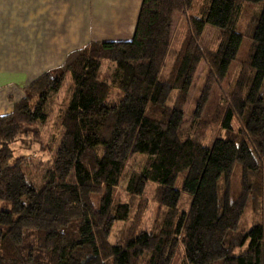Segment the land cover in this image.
<instances>
[{
  "label": "trees",
  "instance_id": "trees-1",
  "mask_svg": "<svg viewBox=\"0 0 264 264\" xmlns=\"http://www.w3.org/2000/svg\"><path fill=\"white\" fill-rule=\"evenodd\" d=\"M194 2L143 0L131 40L74 50L27 85L12 112L0 114V264H164L175 236L183 246L180 264H264V0H208L173 50L175 16ZM244 2L261 4L252 46L212 119L224 134L209 146L203 113L237 58ZM207 25L222 30L215 51L199 43ZM202 61L208 72L183 132ZM54 97L61 137L51 134L42 145L51 158L38 186L11 145L31 133L41 140L38 123L49 121ZM140 157L147 163L131 174L124 200L116 189L128 162ZM181 174L182 190L175 187ZM150 183L158 211L151 228L141 229ZM183 192L187 210L180 208ZM249 205L253 220L244 228ZM120 222L127 225L112 242Z\"/></svg>",
  "mask_w": 264,
  "mask_h": 264
},
{
  "label": "crops",
  "instance_id": "crops-1",
  "mask_svg": "<svg viewBox=\"0 0 264 264\" xmlns=\"http://www.w3.org/2000/svg\"><path fill=\"white\" fill-rule=\"evenodd\" d=\"M143 0H0V114L90 42L131 40ZM13 100V101H12Z\"/></svg>",
  "mask_w": 264,
  "mask_h": 264
},
{
  "label": "rangeland",
  "instance_id": "rangeland-1",
  "mask_svg": "<svg viewBox=\"0 0 264 264\" xmlns=\"http://www.w3.org/2000/svg\"><path fill=\"white\" fill-rule=\"evenodd\" d=\"M208 0H195L193 7L188 10L186 13H178L175 16L174 27H173V35H172V48H179L182 44V40L187 35L188 32V19L191 15H200L203 8L207 4ZM241 11L238 17L237 22V30L240 31L243 35V41L241 43L240 49L237 54L236 60L232 62L229 73L225 79H223L220 83L216 84L211 92L209 101L207 106L205 107V111L203 113V119L210 121V125L207 128L205 134V144L211 146L214 138L218 135H223L224 131L221 130L220 126L213 122L212 119L215 114V110L221 102H223V97L231 90L237 75L239 74L243 63L246 61L247 56L249 55L252 41H251V31L254 24V20L260 10L261 4L259 3H248L244 2L241 4ZM222 38V30L217 29L212 25H207L204 33L200 39V46L205 50L215 51L217 50L220 40ZM108 63H104L103 71L107 72ZM208 72L207 65L205 61H202L199 65L198 71L195 75V79L193 85L190 89L189 97L187 104L185 105V121L182 125V131L186 132L190 129L192 119H193V108L197 103V96L201 91L202 84L205 80L206 74ZM62 94H65V89L62 90ZM55 103L52 104L51 107V117L49 121L44 123H38V127L40 129V133L42 134L41 140L38 141V138L34 137L33 133L29 135H24L20 137L16 142H14L11 146L15 150L17 156H23L24 161L26 163V169L29 176V179L35 183L36 185H40L45 170L48 167L51 155L49 151L43 150L42 145L48 144L51 140V134L58 133L61 137V129H58L57 121L59 114V101L56 97H54ZM241 125V122L238 118L234 120V126L238 128ZM60 137L58 139V143L56 147L59 145ZM36 142H35V141ZM34 141V142H33ZM52 153V158H53ZM147 163L145 157H140L136 159H131L126 168L125 176L120 183V186L116 189V194L120 195L124 200L129 199L127 194V185L128 180L133 172H139L143 168V166ZM241 166L238 165L235 169V176L233 181V193L237 195L240 190L239 178L241 176ZM184 181V174H181L175 183V187L182 190ZM155 190L156 185L150 183L146 189L145 195L147 196V206L143 210V214H141V219L139 221L140 228H151V225L154 221V218L158 211V202L155 199ZM190 204V197L183 192V201L181 203L180 208L183 210H187ZM253 212L254 209L252 205H249L247 208L242 226L247 228L251 225L253 220ZM127 225L125 222L117 223L114 226V229L109 237L110 241L114 242L117 240L120 231ZM183 259V246L179 236H175L171 247L169 249L168 255L166 257V261L164 264H180Z\"/></svg>",
  "mask_w": 264,
  "mask_h": 264
}]
</instances>
